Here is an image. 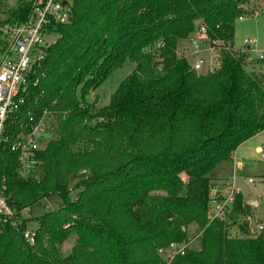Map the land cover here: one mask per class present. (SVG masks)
Masks as SVG:
<instances>
[{"label": "trees", "instance_id": "obj_1", "mask_svg": "<svg viewBox=\"0 0 264 264\" xmlns=\"http://www.w3.org/2000/svg\"><path fill=\"white\" fill-rule=\"evenodd\" d=\"M252 1L72 0L31 89L29 106L55 118L39 178H19L16 154L0 150L10 205L54 196L58 205L21 222L36 221L33 244L0 221V264H264V230L252 234L241 192L225 219L208 213L209 173L264 130V72L247 70L248 50L233 48ZM27 6L18 0L5 21ZM200 25L221 46L218 67L204 73L178 52ZM126 59L135 67L109 102L89 100ZM190 225L199 248L163 255Z\"/></svg>", "mask_w": 264, "mask_h": 264}, {"label": "built area", "instance_id": "obj_2", "mask_svg": "<svg viewBox=\"0 0 264 264\" xmlns=\"http://www.w3.org/2000/svg\"><path fill=\"white\" fill-rule=\"evenodd\" d=\"M25 14L0 23L2 32L10 41L0 62V150L8 147L17 157L15 167L19 178H39L41 171V151L53 137L49 130L55 118L47 107L40 110L35 104L29 106L31 89L38 86L43 74V64L48 47L56 41L57 26L71 19L72 0H26ZM244 15L239 19H243ZM189 47L183 52L190 68L196 72L212 71L219 65L220 42L208 36L204 25L198 26L187 38ZM245 49L252 48L257 58L264 60V48L256 49L253 38L243 40ZM244 51V50H243ZM188 56H194L193 61ZM263 140L258 150L264 159ZM232 159L237 164L233 152ZM249 178V181H252ZM5 176L0 174V221L8 223L20 231L28 243L33 244L36 228L21 227V222L31 207L16 210L7 201ZM238 192L233 180H224L211 186L209 215L212 219H225L230 212ZM258 229H264L260 222ZM195 237L182 242H172L161 253L167 258L183 255L188 248H195Z\"/></svg>", "mask_w": 264, "mask_h": 264}, {"label": "rangeland", "instance_id": "obj_3", "mask_svg": "<svg viewBox=\"0 0 264 264\" xmlns=\"http://www.w3.org/2000/svg\"><path fill=\"white\" fill-rule=\"evenodd\" d=\"M18 0H1L0 1V23L5 21L10 16V8L17 5ZM250 9L254 10L252 15H245L243 19H237L235 21L233 48L237 51H246L243 40L245 38H253L255 40V48H264V0H253L250 4ZM9 39L0 32V62L3 59L8 46ZM189 47L188 39H181L178 41V52L181 54ZM194 56H188L189 61H193ZM248 63L246 64L247 70L255 69L256 71L264 72V60L257 58V52L250 48L248 50ZM134 62L126 59L123 65L114 70L110 76L95 90L89 93V100H96L98 106L105 105L110 100V95L117 88L119 83L134 69ZM54 123L49 127V130L53 132ZM53 138V137H52ZM51 138V139H52ZM50 139V140H51ZM260 137L256 138L259 141ZM263 136L261 137V143ZM48 143V142H47ZM47 145V144H46ZM45 145V147H46ZM241 160L242 166L235 167L232 171V161H225L224 164H228L224 173H229V180H233L237 189L240 190L246 200H255L256 205L251 202L250 205L251 214L248 217L249 227L253 233H259L264 229H258L257 225L262 222L264 225V159L261 158L260 153L250 152L245 154L241 152V149L237 153ZM231 167V168H230ZM41 171H39V174ZM252 178V181H249ZM58 197H51L43 200L42 202L31 206V211L26 214L27 219L33 218L44 212L45 210L52 209L58 205ZM246 202V201H245ZM36 221L30 219L27 222L28 226L35 227ZM197 234L196 226L190 225L188 228V236L194 237ZM231 236L240 235L237 225L231 229ZM76 234L72 233L69 237L60 245V251L62 255L70 253L72 246L75 244ZM195 248H199L200 241L198 239L194 242Z\"/></svg>", "mask_w": 264, "mask_h": 264}, {"label": "crops", "instance_id": "obj_4", "mask_svg": "<svg viewBox=\"0 0 264 264\" xmlns=\"http://www.w3.org/2000/svg\"><path fill=\"white\" fill-rule=\"evenodd\" d=\"M258 137H260V140L259 141H256V138H258ZM261 137H262V134L261 133H257L254 136H252L251 138H249L246 141L242 142L236 148V150L234 151L235 158H236V161H237V164L236 165L234 164V159H232V158L227 159V160H223L218 165H216V167H214V169H212V171L209 173V176H210L211 181H212V186H214L215 184H217V183H219L221 181H224V180H227L228 179L226 177H228V174L229 173H224L223 172V170L226 169V167L228 166L227 163L224 164L225 161H227V162L228 161H232V171H231V173L233 172V170H234L235 167H241L242 166L241 160H239L240 158L237 155V153L239 152L240 149H241V152H243L245 154H249L250 152H252V153L253 152L258 153V150H259V148L261 146ZM237 190L240 192L239 189H237ZM244 200L246 202H248V203L251 202L254 205L257 204L255 200H246L245 198H244Z\"/></svg>", "mask_w": 264, "mask_h": 264}]
</instances>
